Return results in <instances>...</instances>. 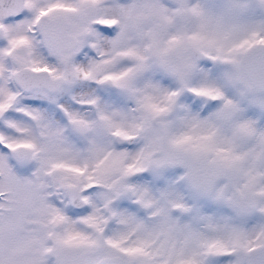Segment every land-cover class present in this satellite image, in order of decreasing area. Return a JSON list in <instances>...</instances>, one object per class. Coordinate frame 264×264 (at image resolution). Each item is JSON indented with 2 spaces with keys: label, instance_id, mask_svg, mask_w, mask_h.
Here are the masks:
<instances>
[{
  "label": "snow or ice",
  "instance_id": "1",
  "mask_svg": "<svg viewBox=\"0 0 264 264\" xmlns=\"http://www.w3.org/2000/svg\"><path fill=\"white\" fill-rule=\"evenodd\" d=\"M0 264H264V0H0Z\"/></svg>",
  "mask_w": 264,
  "mask_h": 264
}]
</instances>
